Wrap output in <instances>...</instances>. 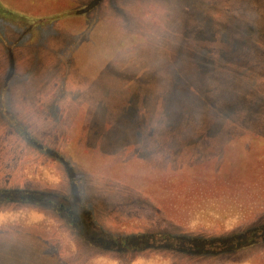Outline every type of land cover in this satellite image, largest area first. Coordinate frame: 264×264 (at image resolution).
<instances>
[{"label": "rangeland", "instance_id": "374dc122", "mask_svg": "<svg viewBox=\"0 0 264 264\" xmlns=\"http://www.w3.org/2000/svg\"><path fill=\"white\" fill-rule=\"evenodd\" d=\"M0 264H264V0H0Z\"/></svg>", "mask_w": 264, "mask_h": 264}, {"label": "trees", "instance_id": "16d2710c", "mask_svg": "<svg viewBox=\"0 0 264 264\" xmlns=\"http://www.w3.org/2000/svg\"><path fill=\"white\" fill-rule=\"evenodd\" d=\"M85 237H86V238H91V237H90L89 235H87V234L85 235Z\"/></svg>", "mask_w": 264, "mask_h": 264}]
</instances>
